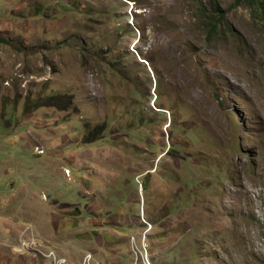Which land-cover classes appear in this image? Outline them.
Masks as SVG:
<instances>
[{
	"label": "rangeland",
	"instance_id": "1",
	"mask_svg": "<svg viewBox=\"0 0 264 264\" xmlns=\"http://www.w3.org/2000/svg\"><path fill=\"white\" fill-rule=\"evenodd\" d=\"M130 1L0 0V264H264V10Z\"/></svg>",
	"mask_w": 264,
	"mask_h": 264
},
{
	"label": "trees",
	"instance_id": "2",
	"mask_svg": "<svg viewBox=\"0 0 264 264\" xmlns=\"http://www.w3.org/2000/svg\"><path fill=\"white\" fill-rule=\"evenodd\" d=\"M245 1V0H234V5L238 6V5H241L242 2ZM249 1L251 4L250 5H254V4H258V6H260V9L264 10V1L262 0H247ZM219 20H213L210 22V30L209 32L210 33H215L217 32L219 29ZM230 27V26H229Z\"/></svg>",
	"mask_w": 264,
	"mask_h": 264
},
{
	"label": "clouds",
	"instance_id": "3",
	"mask_svg": "<svg viewBox=\"0 0 264 264\" xmlns=\"http://www.w3.org/2000/svg\"><path fill=\"white\" fill-rule=\"evenodd\" d=\"M131 5H133V7H134V4H133V3H131ZM133 7L131 6L132 9H133ZM169 149H170V148H169ZM142 188H144L143 185H142Z\"/></svg>",
	"mask_w": 264,
	"mask_h": 264
},
{
	"label": "built area",
	"instance_id": "4",
	"mask_svg": "<svg viewBox=\"0 0 264 264\" xmlns=\"http://www.w3.org/2000/svg\"><path fill=\"white\" fill-rule=\"evenodd\" d=\"M65 262V261H64ZM64 262H60L59 264H65Z\"/></svg>",
	"mask_w": 264,
	"mask_h": 264
},
{
	"label": "bare ground",
	"instance_id": "5",
	"mask_svg": "<svg viewBox=\"0 0 264 264\" xmlns=\"http://www.w3.org/2000/svg\"><path fill=\"white\" fill-rule=\"evenodd\" d=\"M127 2H130V3H131V1H130V0H127Z\"/></svg>",
	"mask_w": 264,
	"mask_h": 264
}]
</instances>
